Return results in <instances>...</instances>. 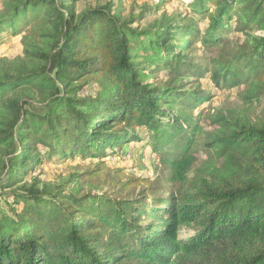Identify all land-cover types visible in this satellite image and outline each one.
Here are the masks:
<instances>
[{
    "label": "trees",
    "instance_id": "1",
    "mask_svg": "<svg viewBox=\"0 0 264 264\" xmlns=\"http://www.w3.org/2000/svg\"><path fill=\"white\" fill-rule=\"evenodd\" d=\"M189 6L209 19L205 30L166 16L132 28L111 2L81 11L75 0L4 2L0 27L15 29L29 17L30 31L15 75L0 77V95L24 84L47 92L39 110L25 89L0 99L1 181L13 190L14 205H22L0 211V264H264V113L253 124L214 116L219 128L210 146L227 159L209 177H189L197 160L191 138L180 154L164 152L166 126L186 128L165 106L209 100L198 90L182 91L180 77L200 83L209 72L219 88L244 83L248 99L264 97V35L250 33L254 25L264 31V0ZM233 20L247 35L243 42L223 36ZM145 39L149 46H132ZM199 49L213 53L208 62L191 56ZM153 55L172 67L163 85L146 81L140 69ZM82 80L98 82L94 96L73 94ZM141 128L152 132L149 147L166 173L159 180L108 162L143 140ZM39 146L64 158L80 155L84 163L70 174L79 191L52 187L39 175L23 180L40 162ZM83 184L103 192L82 191ZM185 227L195 231L187 239L180 238Z\"/></svg>",
    "mask_w": 264,
    "mask_h": 264
},
{
    "label": "rangeland",
    "instance_id": "2",
    "mask_svg": "<svg viewBox=\"0 0 264 264\" xmlns=\"http://www.w3.org/2000/svg\"><path fill=\"white\" fill-rule=\"evenodd\" d=\"M6 0H0V18L3 15L4 2ZM194 0H75L76 8L78 11L85 9L86 7H96L105 5L111 2L113 7V13L119 14L123 21L128 22L132 28H138L143 30L154 26L156 22H160L163 16L166 19H173L176 25L179 24H191L194 28H198L201 31L209 24V19L205 16H201L195 9L189 6ZM213 9V8H212ZM28 18L17 23L15 29H12L9 25H3L0 27V77L15 75L16 67L19 64L20 58L24 57L25 53V41L24 36L29 34L30 23L28 24ZM24 23V25H21ZM25 23L27 25H25ZM33 26V25H32ZM16 30V31H14ZM251 34L264 35V31L255 25L250 30ZM223 36L229 37L234 41L243 42L247 35L242 31H239L236 27L234 20L231 25L223 31ZM143 40V39H141ZM150 40L145 39L143 44L137 41L132 43L133 47L149 46ZM201 43H196V48H201ZM219 45L212 47L216 49ZM151 52V51H150ZM195 61L208 62V59L213 56L211 51L199 49L191 55ZM145 54L142 55V58ZM151 59L144 61L140 65V69L143 70L147 76L146 81L155 82L159 85H163L164 82L172 77L169 73L171 66H165L163 58L161 56H151ZM145 60V59H144ZM154 61V62H153ZM197 80L196 76L190 75L188 77H180L179 85L182 83L184 90H198L201 94H205L209 97V100L201 103L194 108H183L181 106L182 101L173 100L165 108L172 109V115L178 119V125H183L186 128L179 129L174 126H166V143L164 145V152H170L172 154L179 153L180 148L184 146L189 138L190 151L194 152L197 160L194 164V168L190 172L189 177L193 178L196 174L209 177L212 171L222 165L227 159V156L219 151V147L212 148L210 146V136L218 133V124L214 123V116L222 113L227 118L234 120L240 124H253L261 119L264 113V97L260 99H248L251 89L244 83H236L235 85L219 88L215 85L214 81L210 77L208 72L204 77L200 78V83H194ZM200 86V88L198 87ZM99 85L95 80H82L73 86L74 95L78 97H84L87 95L94 96L98 91ZM25 89L26 97L32 100L35 105L33 108H41L42 100L45 96V90L40 87H35L34 84H24L16 88L1 89L0 99L6 98L15 94L18 90ZM182 98V97H180ZM26 99V98H25ZM181 100V99H180ZM30 106V105H29ZM31 107V106H30ZM0 110V116H1ZM166 120H168L166 118ZM142 132L141 141L131 142L124 147L122 154L118 155L112 153L108 157V162L111 166L122 167L127 173L142 178H149L150 180H159L165 177L166 173L163 170V166L160 163V159L157 154L151 150L149 143H151V134L149 130L140 129ZM2 146L0 144V171L2 155ZM217 150V151H216ZM40 154V162H38L31 172L22 175L23 180H30L32 177L39 175L43 181H48L52 184V187L56 184H64L65 188L73 190H80V186L73 185L70 180V174L78 171L77 165L84 163L83 159L79 156L75 158H64L58 154H47L46 149L42 146L38 148ZM228 155V154H227ZM6 159V157H5ZM5 176L3 172L0 175V211L11 213L13 209L22 208L14 205V199L12 197L11 189H5L3 187L2 179ZM82 184V183H80ZM14 189V188H12ZM91 188L88 184L82 185V191H89ZM94 194H101L103 191L93 188ZM195 233L192 227H185L181 229L180 238L187 239Z\"/></svg>",
    "mask_w": 264,
    "mask_h": 264
}]
</instances>
